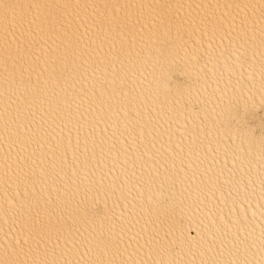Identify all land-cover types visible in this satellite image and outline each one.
Returning <instances> with one entry per match:
<instances>
[{
	"label": "snow or ice",
	"instance_id": "obj_1",
	"mask_svg": "<svg viewBox=\"0 0 264 264\" xmlns=\"http://www.w3.org/2000/svg\"><path fill=\"white\" fill-rule=\"evenodd\" d=\"M190 49L197 62L235 55L243 66L258 57L264 89V0H0V216L8 225V231L0 228V264H253L246 258L256 255L252 246L244 259H224L223 243L219 250L205 249L199 233L188 237L184 231L186 201L177 200L176 182L180 172L196 177L194 148L185 152L182 141L178 152L149 148L157 142L163 147L164 133L154 134L155 102L137 93L129 63L155 53L153 67L159 65L167 86L186 72L176 57ZM176 91L182 98L180 84ZM166 134L171 148V132ZM108 158L138 193L130 201L124 196L128 202L118 217L82 207L99 191L89 164ZM259 248L257 264H264V225Z\"/></svg>",
	"mask_w": 264,
	"mask_h": 264
},
{
	"label": "bare ground",
	"instance_id": "obj_2",
	"mask_svg": "<svg viewBox=\"0 0 264 264\" xmlns=\"http://www.w3.org/2000/svg\"><path fill=\"white\" fill-rule=\"evenodd\" d=\"M50 2L63 3L66 0ZM79 2L83 3L85 0ZM95 2L104 3L106 0ZM120 2L187 4L216 3L217 0H120ZM219 2L224 3L228 0ZM176 59L186 65V72L176 73L167 86L159 65L153 67L156 63L155 53L149 56L145 52L141 61L129 63L130 75L135 82L137 93L149 97L150 104L155 102L153 115L159 114V131L154 134L164 133L163 147L157 142L155 148L149 143V148L152 152L159 150L171 153L173 148L178 152L179 148H176V145L181 141L185 146V152L188 146L194 148L196 155H193L191 160L193 169L197 172L196 177H192L191 170L187 176L180 172V179L176 182L177 200L183 198L186 201L183 211L184 231L188 237L197 236L199 233L198 242L202 243L205 249L209 245H215L219 250L223 243L226 246L224 259H244L245 248L252 246V252L256 255L249 253L246 258L257 264L261 259L259 245L261 226L264 225L262 216L264 199L261 197L260 183L261 170L264 169V89L261 85L259 58L257 57L254 63L250 61L243 66L235 55H224L210 63L205 59L197 62L191 58L190 49L187 56L181 50ZM177 84L183 88L182 98L176 91ZM3 92V73L0 71V99ZM167 131L171 132V148ZM44 151H48L47 146ZM187 163L186 160L185 166ZM127 166L131 170V161ZM176 167L180 168L179 161ZM88 170L94 174L96 188L99 191L93 190L89 198L82 201V207L94 209L98 214L107 210L109 215L115 213L118 217L124 204L133 196H138L136 189L124 182L121 167L119 165L114 167L111 158L100 161L99 164L91 161ZM136 171L139 176L140 169L137 168ZM68 173L71 176V168L68 169ZM2 175L3 168L0 166V176ZM208 176L212 177L210 182L207 180ZM116 177H119V180H116ZM201 178H204L203 184ZM189 185H194L191 193L187 191ZM195 185H199V190ZM9 192L11 195L15 194V185ZM124 196H128V201ZM4 197L5 186L0 181V203H3ZM132 222L134 223V220ZM96 223L98 225L99 221ZM84 226L90 227V222ZM0 228L8 231V225L4 224L2 216ZM138 228L139 225L133 232ZM83 230L84 227L81 228V231ZM179 235L177 232V239ZM3 239V234L0 233V244L3 243Z\"/></svg>",
	"mask_w": 264,
	"mask_h": 264
}]
</instances>
